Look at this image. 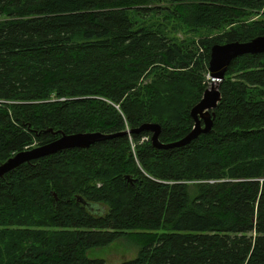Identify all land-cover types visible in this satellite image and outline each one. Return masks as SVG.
<instances>
[{
	"label": "trees",
	"instance_id": "1",
	"mask_svg": "<svg viewBox=\"0 0 264 264\" xmlns=\"http://www.w3.org/2000/svg\"><path fill=\"white\" fill-rule=\"evenodd\" d=\"M263 35L264 0H0V165L114 135L0 179V264H105L88 253L121 240V264H264V54L231 63L189 146L137 132L188 135L212 48Z\"/></svg>",
	"mask_w": 264,
	"mask_h": 264
},
{
	"label": "water",
	"instance_id": "2",
	"mask_svg": "<svg viewBox=\"0 0 264 264\" xmlns=\"http://www.w3.org/2000/svg\"><path fill=\"white\" fill-rule=\"evenodd\" d=\"M261 54H264V35L249 42H234L214 46L210 55L208 77L212 81V86L206 89L201 101L191 111L195 124L190 133L177 142L162 144L159 140L161 127L158 124H144L137 132H152V144L157 149L186 147L201 135L210 133L213 129L214 110L222 100L219 87L225 79L226 72L231 63L244 55ZM49 132H52V130H49ZM59 134L61 136L57 140L32 150L20 152L2 163L0 165V179L8 173L15 171L23 164L30 163L33 160H39L70 149H89L97 142L114 137V135L102 133Z\"/></svg>",
	"mask_w": 264,
	"mask_h": 264
},
{
	"label": "rangeland",
	"instance_id": "3",
	"mask_svg": "<svg viewBox=\"0 0 264 264\" xmlns=\"http://www.w3.org/2000/svg\"><path fill=\"white\" fill-rule=\"evenodd\" d=\"M210 86H212V81L209 83V88ZM137 254V246L127 240H121L108 248L88 253L90 258L102 259L106 262L105 264H121L123 261L133 259Z\"/></svg>",
	"mask_w": 264,
	"mask_h": 264
}]
</instances>
